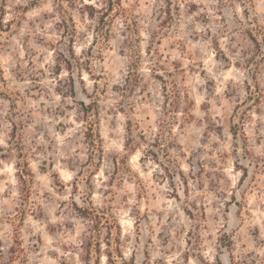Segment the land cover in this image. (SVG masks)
<instances>
[{
  "label": "rangeland",
  "instance_id": "rangeland-1",
  "mask_svg": "<svg viewBox=\"0 0 264 264\" xmlns=\"http://www.w3.org/2000/svg\"><path fill=\"white\" fill-rule=\"evenodd\" d=\"M72 1L0 0V264H86L92 203L121 240L90 264H264V0H171L172 19L121 0L101 24L82 1L103 0ZM128 116L137 138L173 129L163 166L126 146Z\"/></svg>",
  "mask_w": 264,
  "mask_h": 264
},
{
  "label": "trees",
  "instance_id": "trees-1",
  "mask_svg": "<svg viewBox=\"0 0 264 264\" xmlns=\"http://www.w3.org/2000/svg\"><path fill=\"white\" fill-rule=\"evenodd\" d=\"M4 1V0H2ZM6 1V0H5ZM71 2V1H69ZM75 0L72 1V3H74ZM166 2L168 3L166 5V7H159V12H165L168 15V18L172 19V13H171V0H166ZM83 7L87 8V13L90 17L92 18H97L98 16V23L101 24L103 22L106 21V16H108L109 14H111V12L114 10V8L116 7V5L118 6H122L121 4V0H103V5L101 7H96L90 3H84L82 1ZM5 7H2L3 12L5 11ZM98 14V15H97ZM167 18L164 19L163 23H167ZM250 37L253 41V43L255 44L256 48L258 50H261V43L258 41L257 37H255L253 35V33H250ZM148 49L151 48L148 47ZM72 50V49H71ZM76 60V62H78L79 64H81V61L77 59L75 53L73 51L69 53H65L63 51H59L58 52V57L56 59V67L59 70L57 73L58 75H60L62 68H66L69 72H70V76L68 77L69 79V84L67 89L65 90H61V89H57L59 94L64 95H70V96H74L75 95V80L73 77V73H72V65H73V60ZM137 65V63H135V66ZM2 71V69L0 70V72ZM133 72V69L130 71ZM138 76V75H137ZM138 78H140L138 76ZM60 82L63 81L61 78L59 80ZM135 84H133V86H135ZM165 86V107L169 105V100L172 96V94L174 95L176 92H169L167 89V83L164 84ZM175 96L177 97L178 95L175 94ZM175 103H179V100L177 98V101H175ZM174 108H177V105L174 106ZM176 119L175 115L173 117V121ZM137 125V124H136ZM127 141H126V146L135 148L137 145H142L143 143L146 144V147L143 151L144 156L142 157V159H151L153 158L155 161H157L160 165H164L165 163H163L159 157V152L162 153V155L164 157H172L169 151L170 147H174L175 145V141H174V135H173V129H166V124L165 121L160 123L159 126V132L155 135V137L151 140L148 139V137H146L144 132H137V136L139 138L136 137L135 135V131H134V122L133 119L131 117L128 116V121H127ZM169 134V138L167 137V135ZM85 138L88 140L89 145L92 147L93 150L97 149V151H102V146L100 145V142L102 141L100 135H98L95 132V129L93 128V126H90L88 128V130L85 132ZM164 141V142H162ZM172 159V158H171ZM174 160V159H173ZM176 163V161H175ZM177 164V163H176ZM115 165L118 167V170L121 169L122 173H124V170H132L130 168V166L128 165V157L123 156L121 158V167L119 166V163L116 162ZM168 167H166L167 170ZM169 170V174H172V171L170 169ZM182 171V170H181ZM180 171V172H181ZM111 206L109 204H104L101 206H97L95 204H90L89 206H78L77 205V210L78 212L88 218L91 222H92V234L90 235V239L87 242L85 249V253L86 255L84 256L83 260L85 261L86 264H90V256L92 254V250L93 248H95V251L100 253L101 252V237L103 234V231H105V235L104 237L106 238V244L108 246H111V237H113V240H116L117 244L120 243V234H121V230H120V224L116 218V216L112 213V211H110ZM188 214L191 218H193V214L192 212L188 211ZM116 236H115V235ZM120 245V244H119ZM119 247H117V251H119L118 249ZM107 256L109 258L112 257V255L110 254V251H108ZM122 256V255H121ZM112 261L110 262V264H116L113 259H111ZM96 263L99 264V258H97Z\"/></svg>",
  "mask_w": 264,
  "mask_h": 264
}]
</instances>
